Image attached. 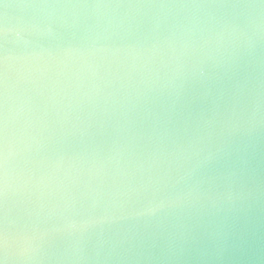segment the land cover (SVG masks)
<instances>
[{
    "label": "water",
    "instance_id": "95a60500",
    "mask_svg": "<svg viewBox=\"0 0 264 264\" xmlns=\"http://www.w3.org/2000/svg\"><path fill=\"white\" fill-rule=\"evenodd\" d=\"M0 264H264V0H0Z\"/></svg>",
    "mask_w": 264,
    "mask_h": 264
}]
</instances>
